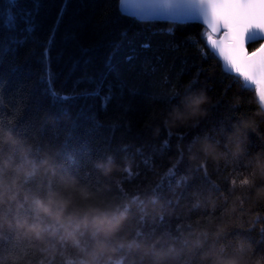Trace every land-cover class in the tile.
Here are the masks:
<instances>
[{"label": "trees", "instance_id": "1", "mask_svg": "<svg viewBox=\"0 0 264 264\" xmlns=\"http://www.w3.org/2000/svg\"><path fill=\"white\" fill-rule=\"evenodd\" d=\"M11 4L0 0V126L38 152L55 150L59 170L90 186L103 182L92 167L96 159L112 155L121 167L130 162V173L114 172L106 182L108 195L144 202L142 219L137 206L131 209L138 239L152 232L166 240L193 229L207 233L177 264H264V195H258L264 189V111L255 87L222 68L206 28L122 17L117 0H16L14 10ZM9 12L17 17L14 30L5 26ZM29 12L30 34L23 31ZM13 36L26 42L4 51ZM49 78L69 99L54 102ZM201 90L209 97L203 115L164 123L173 105L183 110L181 98ZM204 142L212 152L201 150ZM169 169L174 175L167 178ZM176 246L183 247L178 240ZM14 250L0 241V256ZM76 258L69 248L52 264ZM116 264L128 258L121 254Z\"/></svg>", "mask_w": 264, "mask_h": 264}, {"label": "clouds", "instance_id": "2", "mask_svg": "<svg viewBox=\"0 0 264 264\" xmlns=\"http://www.w3.org/2000/svg\"><path fill=\"white\" fill-rule=\"evenodd\" d=\"M208 100L202 90L189 92L181 98L183 110L173 105L164 123L183 124L203 115L201 105ZM201 150L210 153L213 147L204 142ZM55 155V150L47 148L38 152L27 138L0 126V241L15 249L0 256V264H52L59 251L69 248L78 254L74 264H116L121 254L128 264H177L185 251L191 253L200 245V237L207 235L193 229L181 233L179 239L166 240L155 232L138 239L131 209L137 206L142 219L148 215L146 206L141 207L144 202L138 196L120 199L108 195L111 185L106 182L114 172L130 173L131 163L125 160L121 167L112 155L96 159L92 167L103 182L90 186L60 171ZM258 195H264V189ZM177 240L182 248L176 246Z\"/></svg>", "mask_w": 264, "mask_h": 264}, {"label": "snow or ice", "instance_id": "3", "mask_svg": "<svg viewBox=\"0 0 264 264\" xmlns=\"http://www.w3.org/2000/svg\"><path fill=\"white\" fill-rule=\"evenodd\" d=\"M117 5L119 15L140 22H202L206 25L207 44L222 58L230 73H235L247 85H255L259 100L264 103V43L251 53L245 48L246 42L264 38V0H117ZM16 6V0H12L10 7L14 10ZM161 16L166 18L160 19ZM16 19L17 17L9 12L5 26L14 30ZM23 22V31L32 33L34 21L30 12L24 14ZM25 42L26 38L9 37L4 44V51H15L16 47ZM143 47L148 48L149 45L145 44ZM48 52L49 49L45 48V60L48 59ZM48 84L47 91L54 102L69 99L59 95L51 86L50 78ZM124 87L121 83V94ZM83 95L92 96L98 93L85 92ZM103 99L106 106L112 95ZM164 147H168L167 142ZM173 175L174 170L169 169L167 178Z\"/></svg>", "mask_w": 264, "mask_h": 264}, {"label": "water", "instance_id": "4", "mask_svg": "<svg viewBox=\"0 0 264 264\" xmlns=\"http://www.w3.org/2000/svg\"><path fill=\"white\" fill-rule=\"evenodd\" d=\"M159 18H160V19H165L166 17L161 16V17H159ZM153 22H169V23H177V22H173V21H170V20H156V21H153ZM188 23L199 24V25L203 26L204 28H206V25H204L202 22H188ZM179 24H184V23H179ZM256 41H262V43H264V38H259V39H257ZM252 42H255V41H252ZM252 42H246V44H245V48H246V46H247L249 43H252ZM210 48H211V47H210ZM258 48H259V47H258ZM246 50H247V49H246ZM214 53H215V52H214ZM250 53H251V52H250ZM215 55L219 58V60H220V62H221V65H222V68H223L227 73L236 76L235 73H230V72L228 71V69H227V68L225 67V65H224V61L222 60V58H220L219 55H218L217 53H215ZM240 79L243 81L242 78H240ZM243 83H244L245 85H247L244 81H243ZM247 86H249V87H255V85H247ZM255 94H256L257 100H258V102H259V104H260L262 110L264 111V103H262V102L259 100V94H258V92L256 91V87H255Z\"/></svg>", "mask_w": 264, "mask_h": 264}]
</instances>
